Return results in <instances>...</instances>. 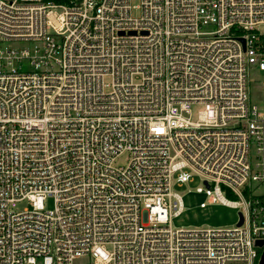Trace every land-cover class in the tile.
Returning a JSON list of instances; mask_svg holds the SVG:
<instances>
[{"label": "built area", "instance_id": "2783aa9c", "mask_svg": "<svg viewBox=\"0 0 264 264\" xmlns=\"http://www.w3.org/2000/svg\"><path fill=\"white\" fill-rule=\"evenodd\" d=\"M263 25L264 0H0V264H261ZM194 173L240 224H170Z\"/></svg>", "mask_w": 264, "mask_h": 264}, {"label": "rangeland", "instance_id": "374dc122", "mask_svg": "<svg viewBox=\"0 0 264 264\" xmlns=\"http://www.w3.org/2000/svg\"><path fill=\"white\" fill-rule=\"evenodd\" d=\"M264 31V25L261 26ZM251 78L261 80L264 78V71H255ZM260 88L255 84L251 93L253 100L259 99ZM198 107L192 108V115L195 116ZM202 185L199 175L193 174L188 182L176 183L172 185L173 190L181 195L183 201V211L178 216L171 219L170 224L175 228L193 227H229L236 224L238 219V209L218 202H208L203 193L195 191V187ZM205 201L206 206L200 207L199 203ZM20 205V207H22ZM46 207H52L51 199L45 201ZM226 264H248L245 261H228Z\"/></svg>", "mask_w": 264, "mask_h": 264}, {"label": "water", "instance_id": "95a60500", "mask_svg": "<svg viewBox=\"0 0 264 264\" xmlns=\"http://www.w3.org/2000/svg\"><path fill=\"white\" fill-rule=\"evenodd\" d=\"M241 39H242V38H241ZM242 41H243V39H242ZM238 217H239L238 224H240L241 221H242V216H241L240 213H238ZM263 242H264L263 240H256L255 243H256L257 245H262ZM260 263H261V264H264V249L262 250L261 255H260Z\"/></svg>", "mask_w": 264, "mask_h": 264}]
</instances>
